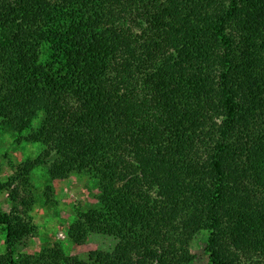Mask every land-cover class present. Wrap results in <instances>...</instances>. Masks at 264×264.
Wrapping results in <instances>:
<instances>
[{"label": "trees", "instance_id": "16d2710c", "mask_svg": "<svg viewBox=\"0 0 264 264\" xmlns=\"http://www.w3.org/2000/svg\"><path fill=\"white\" fill-rule=\"evenodd\" d=\"M4 135L43 150L0 165V264H193L204 231L209 264H264V0H0ZM42 165L97 181L68 237L112 249L22 252Z\"/></svg>", "mask_w": 264, "mask_h": 264}, {"label": "rangeland", "instance_id": "374dc122", "mask_svg": "<svg viewBox=\"0 0 264 264\" xmlns=\"http://www.w3.org/2000/svg\"><path fill=\"white\" fill-rule=\"evenodd\" d=\"M41 116L35 120L33 127H38ZM43 150L40 143L17 142L15 135H4L0 138V165L3 168L1 179L5 180L14 174L19 164L27 159L36 158ZM48 167L38 166L31 175L32 197L35 204L31 216L37 226L35 233L25 241L22 252L38 255L48 247L54 252L62 249L65 253L78 255L91 260L100 251L112 249L119 240L100 234H91L83 245L72 242L68 237L70 224L78 213L98 205V183L88 175L69 174L57 179L49 177ZM51 189H48L47 187ZM23 194L26 193L24 190ZM13 206L8 192L0 193V211H9ZM208 232H202L184 247L196 258L193 264H209L205 252ZM5 233L0 226V252L5 251Z\"/></svg>", "mask_w": 264, "mask_h": 264}]
</instances>
